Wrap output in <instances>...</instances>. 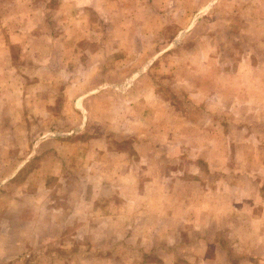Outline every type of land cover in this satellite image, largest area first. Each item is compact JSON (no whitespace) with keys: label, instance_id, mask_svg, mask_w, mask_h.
I'll return each instance as SVG.
<instances>
[{"label":"rangeland","instance_id":"obj_1","mask_svg":"<svg viewBox=\"0 0 264 264\" xmlns=\"http://www.w3.org/2000/svg\"><path fill=\"white\" fill-rule=\"evenodd\" d=\"M25 2L0 0V28L7 39L17 29L16 42L9 45L22 71L12 77L11 116L2 122L0 112V246L27 244L12 260L0 247V264L17 257L13 264H96L95 256L107 258L105 264H170L176 255L190 264L204 245L202 232L214 226L211 208L219 186L253 183L254 212L261 213L264 0H169L158 15L166 26L155 38L162 41L142 43L141 59H124L138 44L125 52L104 41L105 61L98 69L97 59L71 50L69 42L49 44L46 40L59 32L54 15L31 13ZM86 21L91 33L95 19ZM96 29L85 49L100 45L93 40L101 33L105 40L106 27ZM75 63L78 73H71ZM90 109L97 111L91 119ZM5 125L11 132L2 131ZM248 166L258 169L242 170ZM166 178L168 188L161 185ZM150 179L157 184H143ZM180 189L189 198L184 212L196 231L188 242L198 247L188 243L182 259L181 251L168 256L155 247L144 251L149 243L138 242L150 234L155 219L147 220L149 209L146 216L139 213L148 207L139 196L174 195ZM190 205L211 212L194 215ZM104 219L110 222L108 235L96 232ZM80 227H91L90 234ZM206 233H213L208 235L213 245L226 237L224 230ZM165 234L159 226L157 245ZM26 253L28 261H22Z\"/></svg>","mask_w":264,"mask_h":264},{"label":"crops","instance_id":"obj_2","mask_svg":"<svg viewBox=\"0 0 264 264\" xmlns=\"http://www.w3.org/2000/svg\"><path fill=\"white\" fill-rule=\"evenodd\" d=\"M168 1L169 0H56L55 4L53 5L51 0H39V6L35 8L33 7L34 0H27L25 5L26 7H29L27 9L30 10L31 13H35L38 10L40 12L49 11L52 12V15H54V19L56 21L54 26L59 30V32L57 34L51 35V38L46 40L49 44L53 45V43L56 42L66 44L69 42V48H71V50L90 54V58L97 59L99 62L94 63V67L97 68L100 65V62L104 63L105 61V52L103 46L104 41L105 43H118L120 47L124 48L125 52L126 49L131 48V44H138V50L133 52L128 51L124 56V59L131 56L141 59L142 53L140 46L142 43L156 45L158 42L162 41L161 37H159V39L155 38L158 37L157 35H160L162 28L166 26L163 24V20L161 18L159 19L158 15L159 12H161L160 7H167ZM215 2L216 1H214V3ZM186 10L188 9L184 7L182 8V12H186ZM106 14L109 15V17H106ZM86 17L89 19L93 17L95 19L92 24L93 26L91 27V33L88 29H85L87 24ZM29 25H32V23H29L28 26ZM98 25L101 27H106L107 31L105 40L102 36L103 33H101L98 38L93 40L100 45L93 44V48L91 49L93 51H90V49L87 48L85 49V43L87 44L89 41H92V37H94L95 33L97 32L96 26ZM3 27L0 28V92L3 91L2 89L5 91V95L3 97L0 95V112L3 114L1 118L2 122L6 120L8 113H10L8 116H11L12 114V106L14 104V84L12 77L14 74L22 72L17 66L15 67L13 56L11 54V45H9L16 42V34H18L16 33L17 29L12 32L11 35H13V37L9 34V32H6V35L9 34L7 39V37L3 34ZM56 51L59 52V50H55L54 52ZM68 59L70 60V58ZM103 66L104 64H101V67ZM72 67L73 70H71V73H78V64L75 63L72 65ZM29 68L24 69L28 70ZM55 72H57V70H55ZM36 73H42V71H36ZM67 73H69V71ZM101 73L97 74L100 75ZM91 74L94 75L93 73ZM141 79L144 80V78ZM125 88L126 87L124 86V89ZM92 90L93 88L89 89L88 91ZM150 96L151 98L155 99L153 95ZM167 105L169 106L168 103ZM96 113L97 111L90 109V119L91 116ZM2 131H5L6 133L11 132V130H7L6 125ZM260 149L262 150V154H264V147ZM261 159L263 162L260 165V169H262L264 172V157ZM150 166L153 168L152 165ZM258 166H248L247 168H242V170H248L250 172L251 170L254 171L255 169H258ZM13 175L14 174L11 173L7 180L13 177ZM252 177L253 176H251V178ZM153 181L155 180L150 179L143 184H147V186L156 185L157 181L154 183ZM184 181H186L185 178L180 180L181 183ZM257 181L261 183L263 182L264 185V180ZM101 183V185H104L103 181H101ZM91 184L94 185L93 182H91ZM135 184H137V186H141L138 176L135 178ZM105 185L108 186L111 184L105 183ZM161 185L168 188L170 185V180L167 178L161 179ZM252 185L253 183H247V187L249 188H247L245 184L244 186L246 188H242L238 183L235 185L231 183V185L229 184L228 186L224 184V186L221 185L218 187V189L215 191L217 204L215 203L216 207L211 208V215L213 220H215L214 226L213 228H208V226H206L207 230L205 229L204 232L201 231V240L204 245H201L200 247L197 246L198 244L196 245L198 247V253L196 254L197 258H195L194 261H190V264H264V194L259 196V198L262 200L261 213H255L254 211L258 204L255 201V193H253V190L250 187ZM236 187H240V189L238 190ZM184 193V189H180L176 192L177 195L163 193L161 195L153 194L150 197L139 196V199H143L142 201H148L147 204L149 207H146L145 210L139 211V213L144 212L143 215L146 216L149 209L151 212L148 213L149 216L147 220L150 218H152V220L155 219V222H152L151 227L153 228H151L150 234L140 239L138 242L139 246L142 241L149 243V246H144V248L142 247L141 249H144L145 251L146 249L150 250L152 247H155L156 250H164L167 252L166 256H168L170 252L174 253L181 251V259L182 256H184L185 251H187L188 243L192 249H196V246L194 247V245H191V240L188 242L192 231L195 234L196 231L193 228L191 229V220L188 222L190 215H185L184 212L187 203L189 204V198H187V195ZM173 199L176 200V203L174 202V204L172 203ZM164 201V204L167 203L169 205L168 207H162ZM190 209L194 215L196 214V211H198V214L200 215L209 213V211L211 212V210H207L205 205H199L196 207L190 205L189 210ZM87 213V216L90 215L89 212ZM101 215L105 218H108V216L110 217L107 211H102ZM144 216L140 217L143 218ZM104 220L105 221L102 222V226H98L100 228H96V232L100 233L101 235H108L109 233H107V231L110 222H108L106 219ZM158 220H161L160 223H158ZM164 222L166 223L164 224ZM171 223L174 224L172 228L169 227ZM38 224H40L39 220ZM194 225H197V222H194ZM147 226L148 224L145 223L144 228H140L139 232L145 234L144 230ZM159 226H161V228L164 227L166 232V239L162 244H160L161 246L157 245L156 239L154 238V236L159 233ZM80 228L86 229V231L88 230L87 233L89 234L92 229L91 227ZM211 229L213 230L214 235H217L218 232L221 235L223 234L222 232L224 230L226 237L223 240L214 241L213 245V242H211L208 238V235H212L213 233H206ZM37 230L38 232L42 231V229L39 227ZM237 230L239 231L237 232ZM204 235L206 236L203 237ZM242 236L245 240L242 239ZM237 237L239 238L237 239ZM146 239L149 241H146ZM195 241L198 242L199 237H197ZM55 242L56 241L53 242L54 245L56 244ZM11 244L4 243V246H0L3 248L2 250H7V254L5 253L4 256L8 259H13V257L21 255V248L24 249L27 245L20 242H17L13 246ZM85 245L87 248L93 247L87 243H85ZM101 247L103 250V244ZM41 249L44 250V246ZM141 249L139 251H141ZM207 252L210 254H207ZM208 255H211V257H208ZM95 257L96 258H94V262L96 264L97 261L101 264L109 262L107 258H101L102 261H100L98 260L100 257ZM28 258L29 254L26 253L21 257V260L28 261ZM17 259H19V257L15 258L13 263H15ZM29 263L32 264V262ZM131 263L144 264L142 261L137 262L136 260H133ZM16 264H21V262L19 261ZM149 264H151V262H149ZM170 264L187 263L183 262L182 260L179 261L176 255V258H174Z\"/></svg>","mask_w":264,"mask_h":264}]
</instances>
